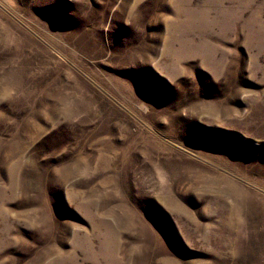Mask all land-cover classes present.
<instances>
[{"label":"rangeland","instance_id":"374dc122","mask_svg":"<svg viewBox=\"0 0 264 264\" xmlns=\"http://www.w3.org/2000/svg\"><path fill=\"white\" fill-rule=\"evenodd\" d=\"M0 264H264V0H0Z\"/></svg>","mask_w":264,"mask_h":264}]
</instances>
